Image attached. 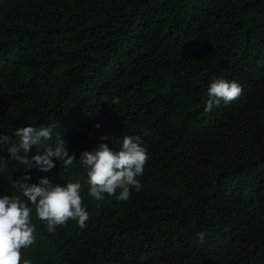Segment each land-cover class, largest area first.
<instances>
[{
  "label": "trees",
  "instance_id": "16d2710c",
  "mask_svg": "<svg viewBox=\"0 0 264 264\" xmlns=\"http://www.w3.org/2000/svg\"><path fill=\"white\" fill-rule=\"evenodd\" d=\"M217 78L242 94L205 111ZM29 125L77 161L42 172L0 145V195L79 182L89 219L49 233L33 212L21 264H264V0H0V135ZM102 135L147 150L126 201L88 196Z\"/></svg>",
  "mask_w": 264,
  "mask_h": 264
},
{
  "label": "clouds",
  "instance_id": "9594fccd",
  "mask_svg": "<svg viewBox=\"0 0 264 264\" xmlns=\"http://www.w3.org/2000/svg\"><path fill=\"white\" fill-rule=\"evenodd\" d=\"M241 94L242 87L237 82L214 79L207 87L205 111H211L221 101L230 103ZM112 103L118 104L119 98L114 97ZM52 132L53 128L49 125L18 127L12 136L0 135V145L6 146L10 159L28 168L34 162L40 171L48 172L56 166L54 161H62L65 167L71 166L77 161L75 154L69 153L60 136L56 137L54 143H48L53 140ZM98 139L101 142L92 151H83L79 157L86 173L88 196L96 201H102L105 195L126 201L133 189L138 192L142 188L137 177L143 175L148 160L147 150L141 146L139 137L125 135L119 139L102 135ZM110 143L119 144V149L114 150ZM32 148H36L39 154L32 156L31 161L27 155H20L21 151L27 154ZM4 159L0 156V160ZM30 180L31 176L25 173L16 180L18 194L0 195V264H21V250L35 243L33 212L46 224L49 233H54L57 227L69 220L76 221L83 229L89 219V213L83 206L79 182L60 185L48 178H41L38 183H29ZM204 235L197 234L201 243ZM23 264L30 262L24 260Z\"/></svg>",
  "mask_w": 264,
  "mask_h": 264
}]
</instances>
